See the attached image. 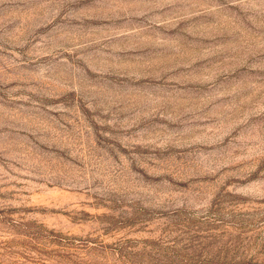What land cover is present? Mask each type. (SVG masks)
I'll use <instances>...</instances> for the list:
<instances>
[{
    "label": "rangeland",
    "instance_id": "obj_1",
    "mask_svg": "<svg viewBox=\"0 0 264 264\" xmlns=\"http://www.w3.org/2000/svg\"><path fill=\"white\" fill-rule=\"evenodd\" d=\"M0 264H264V0H0Z\"/></svg>",
    "mask_w": 264,
    "mask_h": 264
}]
</instances>
